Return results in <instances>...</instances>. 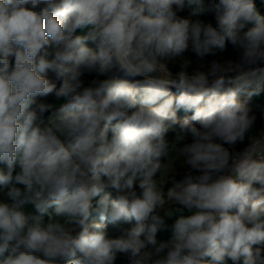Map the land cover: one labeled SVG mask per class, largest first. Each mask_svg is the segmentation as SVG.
I'll return each instance as SVG.
<instances>
[{
	"label": "clouds",
	"instance_id": "clouds-1",
	"mask_svg": "<svg viewBox=\"0 0 264 264\" xmlns=\"http://www.w3.org/2000/svg\"><path fill=\"white\" fill-rule=\"evenodd\" d=\"M189 3L204 11L203 0ZM183 9L184 0H0V187L11 201L0 202V264H114L118 253L131 264H264V188L253 186L264 185V162L225 147L243 144L257 120L249 100L264 90V16L253 0H219L214 27L178 18ZM227 44L235 59L205 70ZM189 50L199 66L189 73L183 60L165 78V62ZM53 93L63 103L45 122L54 105L37 98ZM181 108L200 127L180 122L191 172L167 192L180 207L162 216L155 177ZM93 213L100 222L89 225ZM104 221L135 225L110 239Z\"/></svg>",
	"mask_w": 264,
	"mask_h": 264
},
{
	"label": "trees",
	"instance_id": "trees-1",
	"mask_svg": "<svg viewBox=\"0 0 264 264\" xmlns=\"http://www.w3.org/2000/svg\"><path fill=\"white\" fill-rule=\"evenodd\" d=\"M255 3L258 11L262 16H264V0H253ZM219 4V0H203V8L204 11L200 13L198 16L193 15V10L196 8L195 4H190L189 0H184V9L182 11L177 12L178 18L181 19H189L190 21H195L197 19L205 22V23H211L214 27L216 26V17L218 15V9L217 5ZM175 9V5L173 6ZM252 25H248V27H251ZM92 26H88L87 28L84 29H77L76 33L74 35H87L88 31L91 30ZM86 46L93 48L94 50L96 49V45L91 42L87 41ZM236 57V53L232 49L230 44H227V50L223 53H218L216 56H206L204 59V64H205V70L208 66H210V62L215 60V59H220L221 61L228 62L229 60H234ZM12 59V64L14 66V57ZM183 60H192V65L188 69L189 73H191L194 69H196L199 66V61L195 55V53L191 52L189 50L187 53L184 54L183 57L173 59L170 61H166V68L173 72L177 73L179 71V64ZM95 74H85L82 79L85 81V84L92 78H94ZM47 78L50 80V82L55 83L57 88H59L60 84L62 81L57 80L56 75L49 70L47 74ZM101 79L105 77H100ZM172 95L178 96L179 94L171 93ZM238 100L244 101L248 99L247 93L241 92L238 94ZM38 102H44V103H50L54 105V108L51 109L48 112H45L41 119H43L45 122L49 119V117L52 115V113L56 110H58L60 104L63 103V101H57L55 98L54 93L50 94L47 97H38ZM249 106L253 109V112L256 113L257 115V120L254 125V127L251 129V131L246 135L245 142L243 144L237 143L234 146H228L225 145V147H229L230 151H236L237 153L243 151L249 144L252 138L258 136L259 132L264 128V119L260 118V112L262 109H264V90L261 91L259 95H255L251 97L249 100ZM176 120L177 123L172 126V128L169 129V131L166 133L165 139L168 141L170 145V156L167 159V157H161L160 162L164 164V169L162 172L158 173L157 176L155 177V180L157 182V191L163 193V197L165 200V204L163 205V208H159L158 212L160 215H164L165 211L171 210L173 208H178L180 207L178 204H176L174 201H169L167 197V192L168 189L173 187L175 183L182 182L186 175L187 172H191L190 167L186 164L185 159L182 155H180V148L183 147L185 144H190L193 142L192 137L189 135L186 139L180 141V134H179V125L180 122H182L184 119L188 118L190 123H193L195 126L200 127V125L195 122L191 121V116L193 112L191 111H185L184 109H177L176 110ZM111 136V132H109V137ZM62 138V137H61ZM0 169H3L6 171V165L0 164ZM20 171L19 165L17 164L13 175L17 174ZM193 175H198V173H192ZM102 179L106 180L107 177L101 176ZM13 184L16 187H20L23 189V185L15 184L13 181ZM10 185L9 187H11ZM254 187L257 188H264V185H260L259 183H254ZM134 190L137 191V194L139 195L141 190L138 187V182L134 184ZM8 189L0 187V202H7L11 203L10 199L7 197ZM106 191H110L112 193L113 198H115V191L111 189H107ZM264 195V192L261 193ZM99 199V197L94 198V203L95 200ZM24 210L26 214L28 215H38L36 212L35 208L31 204H27L24 206ZM54 211V209H49V212ZM234 211V210H233ZM195 213V209L189 211L187 209H184L183 214L185 216H189ZM175 217L172 219H167V223L171 225L174 221ZM45 222L48 220V216L45 215L44 217ZM99 216L95 213L90 217L88 223L89 225L94 224V223H99ZM105 224V230H106V238L110 239H115V238H120L123 236L124 229H129L135 225V221H133L131 224H121V225H113L109 221H104ZM79 231V229L77 230ZM171 230L170 228L161 232H158L157 234V240L159 242H166L171 238ZM141 239H144L142 236ZM150 247V246H149ZM256 247V246H254ZM262 256H264V252H262ZM210 259V258H206ZM114 264H131L130 261V254L126 253H118L117 258L114 262ZM226 264H233L231 260H226ZM237 264H243V261L237 262Z\"/></svg>",
	"mask_w": 264,
	"mask_h": 264
},
{
	"label": "built area",
	"instance_id": "built-area-1",
	"mask_svg": "<svg viewBox=\"0 0 264 264\" xmlns=\"http://www.w3.org/2000/svg\"><path fill=\"white\" fill-rule=\"evenodd\" d=\"M175 75L176 73L165 68L164 77L171 79L174 78ZM261 143H264V128L259 132L258 136L251 139L250 144L244 150H254L256 152L254 159L264 162V150L260 146Z\"/></svg>",
	"mask_w": 264,
	"mask_h": 264
},
{
	"label": "water",
	"instance_id": "water-1",
	"mask_svg": "<svg viewBox=\"0 0 264 264\" xmlns=\"http://www.w3.org/2000/svg\"><path fill=\"white\" fill-rule=\"evenodd\" d=\"M262 66H264V65H262ZM120 78L128 79L130 83H135L137 81H142L144 79L143 77H140V76H137V77H124L122 74H120ZM169 90H170L171 93L179 94L174 87L170 86Z\"/></svg>",
	"mask_w": 264,
	"mask_h": 264
},
{
	"label": "rangeland",
	"instance_id": "rangeland-1",
	"mask_svg": "<svg viewBox=\"0 0 264 264\" xmlns=\"http://www.w3.org/2000/svg\"><path fill=\"white\" fill-rule=\"evenodd\" d=\"M215 61H217V62H221L222 64H226V62H224V61H221L220 59H215ZM212 62V61H211ZM211 62H210V64H211ZM166 78V77H165ZM260 146L262 147V149L264 150V143H261L260 144Z\"/></svg>",
	"mask_w": 264,
	"mask_h": 264
}]
</instances>
